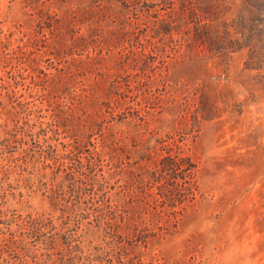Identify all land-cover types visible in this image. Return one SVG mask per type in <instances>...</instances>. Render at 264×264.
<instances>
[{
    "label": "rangeland",
    "instance_id": "1",
    "mask_svg": "<svg viewBox=\"0 0 264 264\" xmlns=\"http://www.w3.org/2000/svg\"><path fill=\"white\" fill-rule=\"evenodd\" d=\"M0 264H264V0H0Z\"/></svg>",
    "mask_w": 264,
    "mask_h": 264
},
{
    "label": "trees",
    "instance_id": "2",
    "mask_svg": "<svg viewBox=\"0 0 264 264\" xmlns=\"http://www.w3.org/2000/svg\"><path fill=\"white\" fill-rule=\"evenodd\" d=\"M42 227H43L42 220H40L38 218H32L30 220V234L32 236H35L37 233H39L41 231ZM49 245H50V243H49Z\"/></svg>",
    "mask_w": 264,
    "mask_h": 264
}]
</instances>
